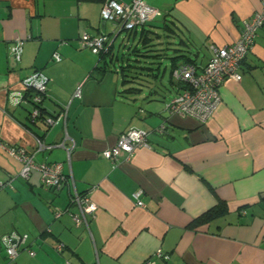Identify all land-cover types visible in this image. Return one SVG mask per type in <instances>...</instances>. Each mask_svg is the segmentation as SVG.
<instances>
[{
    "label": "crops",
    "instance_id": "0c3cea01",
    "mask_svg": "<svg viewBox=\"0 0 264 264\" xmlns=\"http://www.w3.org/2000/svg\"><path fill=\"white\" fill-rule=\"evenodd\" d=\"M143 1L158 10L146 34L168 52L156 76L144 71L136 80L148 78L155 89L126 93L132 84L113 45L112 58L100 59L79 40L83 31L111 34L113 24L101 19L103 0H0V184H7L0 186V238L27 234L16 264H264V25L241 64V80L224 81L205 124L165 107L181 91L169 81L176 82L172 64L189 58L199 71L213 46L239 38L261 1ZM128 35L137 41V33ZM17 38L24 43L14 61ZM179 49L188 57L173 60ZM34 71L48 77L41 106L55 119L49 127L28 120L33 91L22 80ZM132 127L149 132V146L105 159L102 151ZM37 139L54 147L39 151ZM8 148L61 163L67 183L52 191L37 172L23 178ZM73 192L97 205L80 224L70 214L78 212ZM221 202L224 213L197 221ZM158 250L169 259L157 258ZM5 257L0 242V264Z\"/></svg>",
    "mask_w": 264,
    "mask_h": 264
},
{
    "label": "built area",
    "instance_id": "2783aa9c",
    "mask_svg": "<svg viewBox=\"0 0 264 264\" xmlns=\"http://www.w3.org/2000/svg\"><path fill=\"white\" fill-rule=\"evenodd\" d=\"M260 1L259 10L254 12L250 20L244 24L239 38L230 44L213 46L211 56L201 71L197 72L193 65L185 63H181L173 71V77L175 80L182 82L183 88L165 105L167 111L180 116L193 117L201 124L208 121L221 101L220 87L224 81L227 79L240 81L242 78L240 73L241 64L252 47L257 31L264 24V0ZM100 14L104 22L109 21L113 24L115 34L117 31L121 33L124 30L153 20L158 14V10L147 5L143 0H132L129 3L106 0ZM79 40L83 47L94 54L106 51L113 43V38L109 34L91 35L87 31L80 34ZM23 43L24 41L21 39L17 38L15 40L11 48L14 61L20 60ZM52 57L56 61L60 60L57 53H54ZM22 85L26 91H33L30 96L32 109L29 114V120L33 122L39 117L41 110L38 106L47 93L48 77L41 71H34L22 80ZM75 95H78V92ZM46 123L51 126L55 123V119L47 117ZM148 133L146 130L132 127L121 133L116 144L103 150L101 155L111 162H114L123 154L129 158L137 148L149 146ZM37 143L39 151L54 147V145L45 144L38 139ZM59 145L63 146V144ZM8 151L21 162L19 175L23 178L28 179L32 172H37L42 186L52 191H58L67 183L68 178L62 171L63 166L61 163L36 162L33 155L27 154L22 149L8 148ZM69 151L67 149L68 160ZM4 185L7 184H0L1 187ZM139 194L140 192L134 194L137 205L144 206L143 202L138 200ZM70 202L78 208L77 213H70L75 224L86 222V217L93 216L97 210L96 203L92 202L87 194L73 192ZM59 215L60 212H56L55 217ZM26 240L27 234L16 232L5 234L0 238L7 256L5 264H16L15 259L20 247L26 243ZM29 254L34 255V252L29 250ZM155 256L163 260L169 259L167 254H163L159 250L155 252ZM142 264H152V262L148 259Z\"/></svg>",
    "mask_w": 264,
    "mask_h": 264
},
{
    "label": "trees",
    "instance_id": "16d2710c",
    "mask_svg": "<svg viewBox=\"0 0 264 264\" xmlns=\"http://www.w3.org/2000/svg\"><path fill=\"white\" fill-rule=\"evenodd\" d=\"M103 1L105 2L106 0H103ZM164 24L165 25L163 27L165 29H170V25H168L167 22L164 23ZM151 25H152L151 24V21H148V22L144 23L143 25L134 26L131 29L126 30L127 32H129V34L133 33L135 35V33H137V37H138L137 38V41L134 42V44H132V46L129 48V50H127V53H128L127 55L128 56H124V54H122L121 57L116 56V55L114 56L115 59H116V61L122 62V60L124 59L123 60L124 64H120L119 70L123 74L124 80L126 79L127 83H131L132 84V85H130V87H128V89H126L123 92H126L127 93L129 91L131 93H137L140 90H143V87L152 88L153 83H151V81H149L148 78H145L143 81H141L139 83L136 80L138 78H140V75L144 71H145V75L152 74V75H155L156 76V73L158 72L157 70H159L160 67H161V64H162L161 57H162V55H164V52L163 51H165V49H158L157 46H156V43H152L151 37L146 34V32L150 30L149 27H151ZM161 35H163V33H161ZM157 36L159 37L160 34H157ZM133 38L134 37H132V39ZM112 45H113V43L110 45V47L106 51H100L98 53V56H99L100 59H102L104 57H107V56H110V58H112V56H111L112 55V50H111ZM176 50H178V48L175 49V51ZM179 50H181L180 53L178 52V54L173 57V60H175L176 58H181V59L184 60V57H188V56H186V54H183L185 52L182 49H179ZM190 61L191 60H189V58H188V59H185L184 61L180 62L179 64H177L176 62H174V64H172L171 69H170V73H169L170 76L173 74V71L181 63L191 64V65H193L196 68V66L194 64H192ZM202 69L203 68H201L199 71H201ZM199 71H197V72H199ZM160 73H162V70H161ZM169 79H170L169 81H171L173 83H177L178 85H181L180 86V90L183 88L182 82L177 81V80L175 82V81H173V79H171V77H169ZM41 104H42V102L38 106L39 109L41 110L39 112L40 113L39 114V117L35 121H33L32 123H35L38 120H43L46 123V118L48 116H46L45 114H43V112H42L43 109H42ZM49 118L54 119L52 116L49 117ZM29 119L30 118L28 116V120ZM46 126L49 127L47 123H46ZM61 188H63V186ZM225 211H226V206H225V204L223 202H221L218 205H216V206H214V207L206 210L204 213H202L197 218V221L198 222L209 221V220H211V219H213V218L221 215ZM3 249L5 251L4 246H3ZM61 249H62V246H58V250H61ZM5 256H6V251H5ZM5 258L7 260V256ZM66 263H68V262H65V264Z\"/></svg>",
    "mask_w": 264,
    "mask_h": 264
},
{
    "label": "rangeland",
    "instance_id": "374dc122",
    "mask_svg": "<svg viewBox=\"0 0 264 264\" xmlns=\"http://www.w3.org/2000/svg\"><path fill=\"white\" fill-rule=\"evenodd\" d=\"M110 24V22H108ZM129 32H127L126 30L122 31L114 40H113V50H114V53L117 54V56L121 57L122 54H124V56H128L127 54V51H124V50H129V48L132 46V44H134V40H132V36H129L128 35ZM111 38L114 37V32L113 30L111 31V34H110ZM131 37V38H130ZM134 39V38H133ZM130 45V46H129ZM165 52H168V50H165ZM162 71L164 72V69H163V66H162ZM168 72H169V66H167L166 68V78H165V82H168ZM157 84H153L152 89L156 86ZM155 89V88H154ZM169 90V89H168ZM167 90V91H168ZM166 91V92H167ZM169 93V91L167 92ZM166 97V100H168V98L170 97V94H167ZM157 101H161L160 98H157L156 99ZM169 101V100H168ZM168 101L166 102V104L168 103Z\"/></svg>",
    "mask_w": 264,
    "mask_h": 264
},
{
    "label": "water",
    "instance_id": "95a60500",
    "mask_svg": "<svg viewBox=\"0 0 264 264\" xmlns=\"http://www.w3.org/2000/svg\"><path fill=\"white\" fill-rule=\"evenodd\" d=\"M120 31H117L115 34H114V37H113V40L119 35ZM30 123H32L31 120H29Z\"/></svg>",
    "mask_w": 264,
    "mask_h": 264
}]
</instances>
